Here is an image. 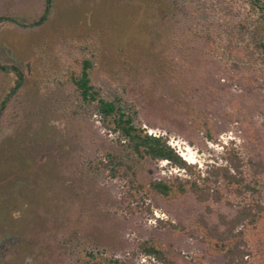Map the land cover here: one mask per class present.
I'll return each mask as SVG.
<instances>
[{
    "label": "rangeland",
    "instance_id": "rangeland-1",
    "mask_svg": "<svg viewBox=\"0 0 264 264\" xmlns=\"http://www.w3.org/2000/svg\"><path fill=\"white\" fill-rule=\"evenodd\" d=\"M41 1L0 0V264H85L89 252L164 264L144 255L147 240L175 264H229L199 220L221 230L218 214L232 218L241 200L208 212L191 194L165 200L148 188L121 201L123 182L98 163L120 149L117 136L77 105L70 80L94 52L91 79L103 95L123 92L136 124L166 137L194 170L224 164L232 146L245 166L261 167L264 185V69L247 67L223 25L229 0H49L44 16ZM168 176L185 173L166 161L137 170L147 187ZM260 231L247 236L245 264H264Z\"/></svg>",
    "mask_w": 264,
    "mask_h": 264
},
{
    "label": "trees",
    "instance_id": "trees-1",
    "mask_svg": "<svg viewBox=\"0 0 264 264\" xmlns=\"http://www.w3.org/2000/svg\"><path fill=\"white\" fill-rule=\"evenodd\" d=\"M49 0H42L40 8L44 16ZM223 25L234 28L239 40L237 49L249 64L247 67L262 71L264 69V0H229L221 9ZM4 16L3 14L0 17ZM203 39L209 41L208 34ZM94 56L83 55L76 70L70 72L77 105L92 106L99 115L102 127L117 136L120 149L100 158L99 165L104 167L113 178L123 182L121 201L144 198L149 189L165 200H174L191 194L196 201L212 211L211 204L225 202L233 205L234 199H240L241 205L235 216L226 218L219 213L218 226L209 227L201 216L199 223L203 234L211 247L223 254L229 264H245L243 250L247 236L258 238L264 231V185L260 181L261 167L246 166L243 158L234 147L223 146L224 164L210 165L203 171L194 170L171 147L163 136L146 132L135 122L137 110L124 97L123 92L104 96L101 89L91 79L94 68ZM18 82V81H17ZM16 82V83H17ZM189 118L202 128L207 138L212 139L210 125L201 111L191 110ZM166 161L171 167L183 170L185 177L168 176L154 179L148 187L137 178L139 165L145 161ZM149 188V189H148ZM225 192L231 197L225 196ZM140 248L147 257L156 258L164 264H175L165 249L152 240L143 241ZM85 264H119V260L103 256L100 253L85 254Z\"/></svg>",
    "mask_w": 264,
    "mask_h": 264
},
{
    "label": "built area",
    "instance_id": "built-area-1",
    "mask_svg": "<svg viewBox=\"0 0 264 264\" xmlns=\"http://www.w3.org/2000/svg\"><path fill=\"white\" fill-rule=\"evenodd\" d=\"M149 134H151V133L149 132ZM153 135L158 136V135H156V134H153Z\"/></svg>",
    "mask_w": 264,
    "mask_h": 264
}]
</instances>
